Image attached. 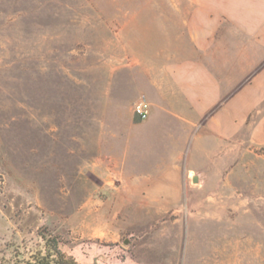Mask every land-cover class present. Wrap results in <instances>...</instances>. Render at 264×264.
Instances as JSON below:
<instances>
[{
    "label": "rangeland",
    "instance_id": "obj_1",
    "mask_svg": "<svg viewBox=\"0 0 264 264\" xmlns=\"http://www.w3.org/2000/svg\"><path fill=\"white\" fill-rule=\"evenodd\" d=\"M185 63L218 75L213 113L242 92L240 141L179 176L171 198L104 182L93 132L113 140L142 122L144 75ZM262 133L264 0H0L6 256L37 248L45 228L79 264H264Z\"/></svg>",
    "mask_w": 264,
    "mask_h": 264
},
{
    "label": "crops",
    "instance_id": "obj_2",
    "mask_svg": "<svg viewBox=\"0 0 264 264\" xmlns=\"http://www.w3.org/2000/svg\"><path fill=\"white\" fill-rule=\"evenodd\" d=\"M204 72L203 65L185 63L171 65L163 74H145L141 98L150 105L147 119L130 120L113 140L109 132H93L95 174L104 182L119 175L148 198H171L179 176H193L210 166L211 151L225 150L226 138L240 141L242 92L234 89L230 105L213 113L223 91L218 75L212 79ZM232 80L230 87H239L240 77ZM163 185L173 186V191H164Z\"/></svg>",
    "mask_w": 264,
    "mask_h": 264
},
{
    "label": "trees",
    "instance_id": "obj_3",
    "mask_svg": "<svg viewBox=\"0 0 264 264\" xmlns=\"http://www.w3.org/2000/svg\"><path fill=\"white\" fill-rule=\"evenodd\" d=\"M41 244L34 250L13 249L10 257L0 252V264H79L70 254L61 249L58 236L48 230H39Z\"/></svg>",
    "mask_w": 264,
    "mask_h": 264
},
{
    "label": "built area",
    "instance_id": "obj_4",
    "mask_svg": "<svg viewBox=\"0 0 264 264\" xmlns=\"http://www.w3.org/2000/svg\"><path fill=\"white\" fill-rule=\"evenodd\" d=\"M133 112L137 118L145 120L150 113V105L145 99L140 98L134 103Z\"/></svg>",
    "mask_w": 264,
    "mask_h": 264
},
{
    "label": "water",
    "instance_id": "obj_5",
    "mask_svg": "<svg viewBox=\"0 0 264 264\" xmlns=\"http://www.w3.org/2000/svg\"><path fill=\"white\" fill-rule=\"evenodd\" d=\"M197 176H195L194 178H193V182H197Z\"/></svg>",
    "mask_w": 264,
    "mask_h": 264
}]
</instances>
